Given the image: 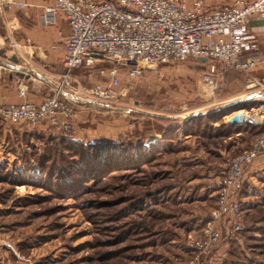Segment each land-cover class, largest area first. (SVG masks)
Masks as SVG:
<instances>
[{
  "label": "rangeland",
  "instance_id": "obj_1",
  "mask_svg": "<svg viewBox=\"0 0 264 264\" xmlns=\"http://www.w3.org/2000/svg\"><path fill=\"white\" fill-rule=\"evenodd\" d=\"M231 1L205 4L217 7ZM206 67L187 59L147 68L132 81L134 90L123 92L126 82L120 83L123 97H118L123 100L108 104L111 109L93 106L97 114L88 127H98V132L104 127L94 144L157 133L158 140L144 147H160L169 123L149 124L147 116L180 122L190 134L180 131L144 164L115 162L95 173L78 168L77 152L63 151L58 141L60 136L74 137L75 120L71 135L0 123V129L37 133L31 142L20 141L21 146L19 141L5 145L0 135V264H190L191 244L204 238L216 207L213 183L229 160L264 138V133L248 130L226 133L221 126L225 117L218 124L206 119L231 96L243 95L247 81L243 72L218 67L221 73L211 89L201 80ZM171 69V74L165 72ZM97 73L82 71L83 84L97 81ZM245 92L255 93L264 104V91L256 87ZM118 128L126 131L111 139ZM6 153L12 154L9 161ZM253 163L242 168L236 194L242 230L232 233L229 225L219 226L220 241L202 256L201 264H264V190L254 183L245 194L244 174Z\"/></svg>",
  "mask_w": 264,
  "mask_h": 264
},
{
  "label": "built area",
  "instance_id": "obj_2",
  "mask_svg": "<svg viewBox=\"0 0 264 264\" xmlns=\"http://www.w3.org/2000/svg\"><path fill=\"white\" fill-rule=\"evenodd\" d=\"M43 8V25L65 17L70 35L64 43L63 73L53 94L41 104L26 101L16 106L0 103V122L9 126L27 125L41 133L71 135L81 104L105 106L116 100L124 72L128 83L124 92L134 90L133 80L147 68L195 59L207 67L202 82L216 88L222 69H234L247 76L246 90L264 91V81L250 75L257 64V32L264 31V0H234L231 5L209 7L204 0H51ZM17 8L23 5L14 4ZM259 22L257 28L252 22ZM258 29V30H257ZM106 64L97 75L105 82L79 85L74 71L82 67ZM219 70V71H218ZM27 84H18V95L25 98ZM260 102V98H256ZM261 104V103H260ZM243 115L245 123L264 125V104ZM241 122V123H242ZM264 152V138L247 152L229 160L213 186L216 207L202 240L193 242L190 264H201L203 255L220 241L219 226L240 232L242 208L236 194L241 170Z\"/></svg>",
  "mask_w": 264,
  "mask_h": 264
},
{
  "label": "crops",
  "instance_id": "obj_3",
  "mask_svg": "<svg viewBox=\"0 0 264 264\" xmlns=\"http://www.w3.org/2000/svg\"><path fill=\"white\" fill-rule=\"evenodd\" d=\"M204 1L205 3L209 2L207 0ZM14 4H20L23 7L17 8ZM51 4V0H0V103L3 106H16L24 101L33 105L41 104L53 94L55 83L63 73L64 43L70 35V28L67 20L61 14L55 16L53 24L43 25V8ZM259 26V22L254 21L251 23V27L257 28ZM257 40L258 49L256 56L258 60L255 67L250 71V75L256 80L264 81V31L258 30ZM229 70L237 71L234 69ZM82 71L84 70L74 71V77L79 85H84L85 76ZM165 72L171 74L172 69L165 70ZM96 79L97 81L95 80L93 83L107 81V78H102L98 75ZM118 79L120 83L122 82V85L126 82L125 86L129 82L124 72L119 73ZM21 82L26 83L28 87L24 99H21L18 95V84ZM93 83L91 82V84ZM245 83L247 84L246 80ZM245 91H247L246 85L243 95L239 98L236 95L231 96L228 101L223 103L225 104L224 108L239 104L242 106L240 110L224 118L225 124H229V119L237 113H244L261 105L253 97L255 93ZM120 96L123 97L121 93ZM121 97L114 100L111 106L118 103L119 100H123ZM93 106H96V104H81L75 107L77 108L76 132L74 137H72L73 140L87 141V143L94 144L99 142L104 135L103 125H100V132H98L97 125H95L97 127L95 130L88 127L94 124L92 119L97 114ZM105 106L111 109L108 105ZM96 107L103 106L97 105ZM255 127H263L264 130V125ZM125 131L126 128L122 132L119 131V128L112 130L113 133H110L111 139L118 138ZM36 134L18 128L0 129V135L6 141L5 145L13 141L16 143L19 141L17 144L21 146L22 142L20 141L29 139L28 142H31L33 141L31 138ZM158 138V134L155 133L147 144L155 143ZM9 155L12 154L6 153L4 159ZM7 160L9 161V159ZM244 181L247 184L245 188L246 197L249 187L254 183L264 190V156L257 158L246 169ZM262 196L264 198V193Z\"/></svg>",
  "mask_w": 264,
  "mask_h": 264
},
{
  "label": "trees",
  "instance_id": "obj_4",
  "mask_svg": "<svg viewBox=\"0 0 264 264\" xmlns=\"http://www.w3.org/2000/svg\"><path fill=\"white\" fill-rule=\"evenodd\" d=\"M104 66L95 65L92 67H82L79 70H90V69H99L103 68ZM241 105H234L228 108H222L216 113L208 116L206 119L209 122H214V124H218V122L223 117L229 116L233 112H236L241 109ZM149 124H161L164 123L169 125L164 128L161 133V145L160 147H151L150 149H146L144 146L147 142H149L154 134L145 136L144 138L135 136H128L126 140H121L118 143H98V144H91L85 141H78L73 140L71 138H67L65 136L59 137V143H62L63 151H67L68 153L77 152L79 157L78 162L76 163L78 168H82L84 170H91L94 169V173L98 170H103L105 167H109L111 164L116 162L117 166L122 164H129L135 165V162H140V164H144L147 161H151V156L154 155L159 149L160 151L163 150L164 145L162 144H170L169 142L176 138L178 133L181 131L184 136H190L189 133L186 131L183 132L180 122L164 120L158 117H150L147 116ZM193 122V119L189 120L188 122H183V127L187 126V124ZM148 124V123H147ZM221 126L226 133H230V135L240 134L241 131H250L256 132V134L263 133V127H251V126H242V125H230L222 123ZM174 134V135H173ZM63 135V134H62ZM147 135V134H146ZM136 142H134V140ZM57 140V139H55ZM165 145V146H167ZM126 147V148H124ZM131 148V150H130ZM105 168V169H107ZM75 171V169H73ZM76 173V171H75ZM95 175V174H93Z\"/></svg>",
  "mask_w": 264,
  "mask_h": 264
},
{
  "label": "water",
  "instance_id": "obj_5",
  "mask_svg": "<svg viewBox=\"0 0 264 264\" xmlns=\"http://www.w3.org/2000/svg\"><path fill=\"white\" fill-rule=\"evenodd\" d=\"M242 121H243V115L238 113L229 119V124L236 125L238 123H241Z\"/></svg>",
  "mask_w": 264,
  "mask_h": 264
},
{
  "label": "bare ground",
  "instance_id": "obj_6",
  "mask_svg": "<svg viewBox=\"0 0 264 264\" xmlns=\"http://www.w3.org/2000/svg\"><path fill=\"white\" fill-rule=\"evenodd\" d=\"M247 97V96H246ZM184 119V118H183Z\"/></svg>",
  "mask_w": 264,
  "mask_h": 264
}]
</instances>
